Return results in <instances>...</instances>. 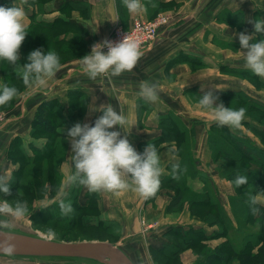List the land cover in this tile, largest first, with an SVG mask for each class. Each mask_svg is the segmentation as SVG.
Wrapping results in <instances>:
<instances>
[{"label":"crops","instance_id":"crops-1","mask_svg":"<svg viewBox=\"0 0 264 264\" xmlns=\"http://www.w3.org/2000/svg\"><path fill=\"white\" fill-rule=\"evenodd\" d=\"M154 1L156 0H143V3L147 8L150 6L149 3L153 4ZM162 1L178 3L177 14L168 25L161 29L159 35L142 49L143 55L131 71L112 75L114 78L124 77L123 81H115L112 87L109 84V87L102 85L101 89L108 88L104 89V93L94 95L91 93L90 87L73 81L76 76H87L88 74L81 71V62L71 63L64 68L61 74L55 75L49 81L48 86L42 90L33 91L32 89L19 94L15 100L18 102V111L4 125L8 122H16L12 125L9 140L21 138L23 147L26 146V143L28 145L31 143L34 147H41L46 139L32 137L31 120L34 112L32 107L34 106H30L31 103L37 104L40 100L57 98L66 105V93L69 89L83 90L87 98L86 105L90 102H94L97 106L106 103L102 105L103 107L107 106V103H111L127 116L129 124L125 125V131L128 132L125 133L121 129V135H127L138 152H142L147 143L157 146L161 151V182H167L171 175L170 172L174 169L173 165L181 161L178 154L172 151H191L195 167H190L188 161L183 163V167L190 168L192 175L188 178L186 187L201 196L210 189L215 206L221 209L219 212L223 213L229 226L233 227L236 220L233 217L232 205L238 201L239 197H237L232 182L227 177L221 176L216 170V163L212 162V156L218 151V143L222 142L216 132L219 130L235 132L243 134V136L247 134L253 140H257L252 133L243 129L244 123L249 122L262 131H264V127L255 120L244 118L239 127L220 125L219 128H214L212 125L218 122L211 113L202 110L184 90H194L198 95H202L209 89L218 94L221 91H240L264 103V76L257 75L246 65L241 52L246 50L241 49L239 42L240 32L252 33L254 31L252 20L264 18V0ZM13 4L24 8L26 12L24 19L27 25L32 21V18L49 25L57 26L60 25L58 23H61V25L86 30V39L87 36L89 38H104L114 26L120 25L119 21L122 17L118 13V4L124 6L126 19L123 21L125 23H131V19L138 14L127 9L125 0H117V2L115 0H43L39 7L30 3V0H13ZM80 8H82L81 13L79 12ZM147 13L146 10L139 14L146 16ZM217 17L220 19L218 20ZM64 38L66 40L73 39V33L65 34ZM257 38H259V34H257ZM260 38H264V34H260ZM187 59L200 67L197 70L198 73H190L188 65L182 63ZM16 74L20 76L21 72L16 70ZM245 75L253 78L258 86L244 78ZM145 80L159 85V96L156 101H148L140 94L141 84ZM201 85L204 87L202 88ZM110 88L117 93L114 94ZM139 102L141 106L138 105ZM138 106L140 110L145 109L142 116L138 113ZM96 113L97 111L89 114L87 109L81 122L94 121ZM169 113L175 115L174 125L181 134V138L178 139H182L184 135V141L186 137L191 139L187 148L180 147L178 139L173 135L172 138L176 139L178 143L175 140L167 142L166 140L169 138L163 137L164 132L159 127L160 117ZM4 125L0 126L1 131L6 130L3 128ZM132 125L134 126L130 129ZM221 126L223 127L221 128ZM113 127L119 128L118 125ZM66 129V127H59V130L62 131ZM28 145L25 152L33 155L34 153ZM70 150L71 148L66 151L65 160L58 165L59 169L57 170L65 174L61 176L58 173L62 177L61 185H63L64 177L70 171ZM6 153L7 151H0L5 159H7ZM8 161L6 162L10 164V172L17 169L18 165ZM209 164L212 165V169ZM260 171L264 173V170ZM261 184L264 186V179ZM166 188L169 186L165 183L164 187L162 185L163 190L161 189L157 193L154 204L148 203L146 201L148 197L145 198L137 192L135 186L117 191L91 192L82 185L81 189L72 192L71 196L73 197L75 194L74 201L83 208H88L93 206L94 200V197L91 199L88 194L91 193L92 196L93 193L95 195L97 193L98 198L94 202L96 203V214L86 215V221L91 224L103 221L109 225H119V239L111 242L119 245L135 264H153L150 260L149 247L157 249L164 244H171L167 235V231L171 228L183 230L200 228L203 232L202 239L220 236L225 241L227 240L226 232L220 229L219 222L212 224L195 220L190 214L188 205L179 212L165 213V207L169 200L165 192L172 190ZM245 198L255 205L264 206V194L261 192L246 195ZM52 201H46L42 203V206L46 207L52 204ZM142 219L155 222L145 235L138 233ZM215 221L217 220L215 219ZM135 233L138 234L137 238ZM250 233L252 235H249V240H254L252 238L254 233ZM9 258L19 261L21 264H90L39 257L38 259L33 257Z\"/></svg>","mask_w":264,"mask_h":264},{"label":"rangeland","instance_id":"rangeland-1","mask_svg":"<svg viewBox=\"0 0 264 264\" xmlns=\"http://www.w3.org/2000/svg\"><path fill=\"white\" fill-rule=\"evenodd\" d=\"M2 1V0H0ZM117 2V0H115ZM30 3H34L36 6H40L43 3V0H30ZM150 6L147 7V15H140L137 14L134 17H142L147 20H154L157 16H166L170 19V21L176 16L177 14V8L179 7V4L176 2H164L162 0H156L153 4L149 3ZM118 13L122 17V19L119 21L118 26L122 27V29L129 28L132 26L131 23H125L126 16H125V9L124 6L118 4ZM79 12H82V8H80ZM85 15V14H84ZM133 17V18H134ZM219 20L220 18L217 17ZM36 19L32 18V21L28 24V30L24 41L22 42L20 46V63H24L27 60L28 53L37 48V47H43V49L47 50L48 48L51 50H55L61 59V66L57 70L56 75L61 74L64 71V68L71 64L76 62H81V58L84 54L91 51V47L95 42H98L104 38L107 37L108 33L104 38H94V37H88L85 38L86 30H79L74 27H71L69 25H57L51 28L44 27L38 23H36ZM124 26V27H123ZM73 33V39L66 40L64 38V35L67 33ZM220 46V43H218ZM245 50V49H244ZM183 64L188 65L189 71L192 74L198 73L197 70L200 68L197 66V64L193 63L190 60H185L182 62ZM19 70L21 72V75L18 77L12 76V70ZM87 75H80L76 76L74 78V82H77L80 85L88 86L89 89L92 91L91 93L96 94H102L104 93V89L108 88L109 85L112 87V85L117 80L123 81L124 77L114 78L111 74L105 76L104 74H100L95 78H88ZM244 78H247L249 81H251L255 86H258L257 82L249 77V76H243ZM0 83H9L15 85L19 89V94L26 93L28 91H31L35 88V85L32 87H29L25 85L23 78H22V70L12 65L6 60L0 61ZM109 84V85H108ZM108 86L104 89H101V86ZM114 90L115 87L113 86ZM112 89V88H110ZM112 89V92L116 94L117 92ZM189 93L190 99L198 104V98L199 95L196 94L194 90H184ZM17 95V96H18ZM16 96V97H17ZM16 97H14L11 101L4 105H0V126L4 125L2 123H6L8 119L12 115H16L18 111V102H16ZM100 97V96H99ZM34 101V100H33ZM60 101V100H59ZM73 100L68 98V94L66 93V105L71 103ZM219 101H222L225 106H230L233 108H239L241 106L245 107L247 109L245 118L255 120L259 125L264 127V108L258 107L254 104L248 103L246 101L241 100L237 96H227L224 94H219ZM218 101V102H219ZM39 102L37 104L31 103L30 106L32 109L34 108L33 116L36 110L37 105H39ZM62 102V101H60ZM142 102V101H141ZM144 103V102H142ZM36 105V106H35ZM139 106H141V103H138ZM138 106V113L140 115L145 112V109L140 110ZM143 106V105H142ZM88 109V105L85 107V111L83 112L84 115ZM83 115V117H84ZM101 115L100 111H97L96 117ZM142 116V115H141ZM83 119V118H82ZM141 120V117H140ZM82 121V120H81ZM16 122L7 123L3 126V128L6 130L1 131L0 134V151H7L6 158L4 155L0 154V174H9L13 177V179H17L19 181V185L12 186V191L10 194H7L5 198L10 200H26L28 201L30 214L25 216L24 218L14 221L12 224V229L16 231H23V232H31L35 234L42 235L44 237L50 238V239H56V240H62V241H83V240H106V241H118L119 239V225L117 224H110L107 227L104 226V224L100 223L99 225L94 224L93 226H85L82 225L83 221H86L85 216L86 215H94L96 214L95 210L92 209L93 207H96L95 199L97 200L98 195L93 193L91 197V193L88 194V197L93 199V206L88 208H79L77 205V202L73 200L72 192L78 191L81 189L82 185H73L68 190V196L65 197V199L70 200L73 206V211L67 215H63L61 213V210L59 208L58 203V193L57 188L62 186V175H65L63 172H59L57 169L58 165H60L65 160L64 151H68L70 148V143L68 139L62 138V139H56L55 136L47 134L45 132H38L35 135L33 134V138H49V143H46V141H43V145L45 144L46 147L54 148L53 151L54 156L52 154L50 156H46L42 158L41 160L35 162H29L25 161L23 158V155L20 151L21 148H23L24 151H27V143L26 146L22 145V139H10L9 134L12 132V125H14ZM167 124L166 127H169L171 125L170 122H165ZM253 123V122H252ZM159 127L163 130V137L169 138L166 141L170 142L176 139L172 138V132H165L170 131L166 130L163 127ZM63 128V127H60ZM16 129V128H15ZM14 129V130H15ZM243 129H246L248 132L252 133L253 136L257 140H253L249 135L245 134L246 136H243V134L240 133H233L241 140V143L238 141H234L230 137V135L225 131H217L218 137L222 139V142L231 150L242 148V146H246L248 143L253 144L255 148H257V151H252V156L256 157V159L260 160L262 158V155L260 152L264 153V134L260 133L258 128L254 127L249 122L244 123ZM21 132V131H20ZM247 139L248 141H246ZM9 141V142H8ZM174 141V142H175ZM8 142L7 145H5ZM175 142V143H176ZM178 143V142H177ZM61 145H64L65 147L62 149ZM177 145V144H176ZM29 148L33 153L37 154L36 150H33V145H28ZM178 146V145H177ZM181 146V145H180ZM6 148V149H5ZM161 151H159L160 154ZM176 152L178 156L181 158V161L179 162L180 168L176 169L174 168L173 171L170 172V181L167 182H161L160 187L157 190L156 193L149 196L146 200L148 203L151 202L154 204L155 199L157 197V193L159 190L162 189V185L164 187V184H168L169 188L166 189H172L171 191H166L165 194L168 195L169 200L165 207V213L169 212H179L182 210L183 207L189 206L190 214L194 217L195 220L201 221V222H211L212 224L215 222H219L220 229L225 230L227 240L225 241L223 238L215 237V238H204L201 239V234L203 232H200L199 235H195L192 232L185 231L184 234H180L178 236H170L168 235V239H170V246L167 247V250L174 249L175 247L178 252L175 255H171L168 252H159L154 251V249L149 247V255L150 260L153 264H195L200 262H205L206 264H241V256H238L239 253L247 249L250 255H257L258 250L264 246L263 241H259L261 238V235L264 236V220L262 218V212L261 208L257 207L254 203H251L248 201L245 196L249 194H253L256 192H261L264 194V186L262 184H256L251 182L250 180L246 183L236 185L234 182V179L228 178V176L236 175L238 174V169L247 171L249 175L252 177L257 178L258 177V171L262 169L264 170V161L262 163L255 160V158L248 159V158H240L241 154H246L243 151H231L233 153H236L235 157H238L240 159L234 160L233 158H226L222 155L218 154L216 152L214 156H212V162L213 164L216 163L217 167L216 170L221 176L227 177L228 180L232 182V185L234 186V189L236 190L238 201L233 204V217L236 220V224L233 227L229 226V222L226 221L225 216L222 212H219L211 203L213 202L209 197H211L210 193L211 190H206L205 195L201 196L198 195L191 190H189L186 187L188 178L192 175L186 168H183V163H185L186 158L190 159L192 157L191 151H172ZM249 153V152H247ZM187 154V155H186ZM204 156V155H203ZM250 157V155H248ZM61 161L58 165H56V159L61 158ZM9 160L10 163L18 165V167L23 166L22 173L14 174V171L10 172L9 165L6 161ZM8 161V162H9ZM55 161V164H54ZM211 161V158H210ZM209 161V163H210ZM55 165V167H54ZM210 168L212 169V165L209 164ZM215 166V165H214ZM56 168L58 174H53V170ZM237 169V170H236ZM234 170H236L234 172ZM211 173V172H210ZM209 185V184H206ZM176 188V189H175ZM163 190V189H162ZM165 190V189H164ZM95 195V196H94ZM54 200V201H52ZM57 200V201H56ZM46 201H52V205L54 203H58V214L63 216V223H68L67 227H61L54 223L55 214H52L51 217H47L44 214H38V209L41 210L44 208L42 206V203H45ZM97 202V201H96ZM42 207V208H38ZM86 209V210H85ZM253 209H257L256 211H253ZM37 213V214H36ZM36 216V217H35ZM80 217V218H79ZM52 218L50 221H47L45 219ZM79 218V219H78ZM215 219L217 221H215ZM50 222V223H49ZM154 221L149 220H141L140 226L138 228V233L145 235V233H148L149 230L154 226ZM107 225V224H106ZM51 227L55 231V236L49 237L47 234V229ZM250 232L254 233L253 239L256 240L258 238V243L254 244L251 247H248V244L252 242L249 241V235H252ZM186 235V238H189L191 241H196L197 244L191 245L190 247H185L183 243H181V237ZM138 234L135 233V237L137 238ZM263 244V245H262ZM173 246V247H171ZM250 246V244H249ZM252 249L250 251V249ZM171 251V250H170ZM217 251L220 253L223 257L220 259L211 257L208 260H203L204 257H206L207 253ZM10 256H0V264H21L19 261H16L14 259L9 258ZM38 259V258H36ZM258 260H255L257 263ZM261 264H264L263 261H259ZM23 264V263H22ZM31 264V263H30Z\"/></svg>","mask_w":264,"mask_h":264},{"label":"clouds","instance_id":"clouds-1","mask_svg":"<svg viewBox=\"0 0 264 264\" xmlns=\"http://www.w3.org/2000/svg\"><path fill=\"white\" fill-rule=\"evenodd\" d=\"M125 3L133 13L147 10L143 0H125ZM25 16L24 8L19 5H0V61L6 60L19 67L25 85H35L33 91H40L55 77L61 59L55 50L37 47L28 53L26 62L20 63V46L29 32ZM252 22V33H239L241 49L246 50L241 52L246 65L257 75L264 76V38H260V34H264V18ZM105 48L107 51L103 50ZM142 55L139 39L128 33L119 41L104 38L95 42L91 51L80 57L81 71L90 78L100 74L119 75L131 71ZM158 87L157 83L145 80L141 84L140 94L148 101H156ZM18 93L19 89L15 85L0 83V105L8 103ZM218 101L219 94L209 89L199 95L198 105L210 112L220 125L239 127L247 109L243 106H225L222 101ZM105 104L97 106L90 102L89 114L95 111L102 114L92 122L77 121L67 129L65 139L69 140L71 148L70 171L64 177L63 185L57 188L59 208L63 215L73 211L71 201L65 199L73 185L86 186L91 192L117 191L135 186V190L145 198L156 193L160 187L162 168L159 149L155 144L147 143L144 150L138 152L128 136L121 135V129L128 132L125 131V125L129 124L127 116L111 103L102 107ZM117 125L119 128L113 127ZM173 167L179 169L180 165L176 163ZM12 181L11 175L0 174V252L9 254L15 250L13 222L30 214L28 201L5 198L12 191ZM234 182L236 185L246 183L247 176L237 175ZM47 234L49 237L55 236L54 229L49 227Z\"/></svg>","mask_w":264,"mask_h":264},{"label":"trees","instance_id":"trees-1","mask_svg":"<svg viewBox=\"0 0 264 264\" xmlns=\"http://www.w3.org/2000/svg\"><path fill=\"white\" fill-rule=\"evenodd\" d=\"M11 3L13 4V0H2L0 2V5L11 6ZM39 4H42V3H39ZM36 23H38V24H40V25H42L44 27H48V28H51V27L55 26V24L49 25V24H46L44 22H38V21ZM58 24H61V23H58ZM12 76L14 78L19 76V75L16 74V69L12 70ZM67 94H68V98L73 100L71 103L68 102L67 105H65L62 102H60L57 98H51V99H48V100H43V101H41L39 103V105H37L35 113H34V116H33L32 120H31L32 135L33 134L35 135L38 132H45L47 134L55 136L56 139L57 138L58 139H62V138L66 137L68 128H70L77 121H81L82 120L83 115H84L83 112L85 111V107H86V104H87V98H86L85 92L83 90H80V89H69ZM220 94H224V95H227V96H230V97L231 96H237L243 101H246V102L254 104V105L258 106V107L264 108V103L263 102L255 99L254 97L248 95L247 93H243V92H240V91H237V92H223V91H221ZM174 121H175V115L174 114L169 113V114H166V115H162L160 117V126L163 127L166 130H170L172 132V135L176 139H178V138H181L180 137L181 134H180L179 131L176 130V127L174 125ZM165 122H167V123L170 122L171 125L169 127H166L167 124ZM62 126L66 127L67 129L65 131L59 130V127H62ZM212 127L219 128L220 124L219 123H215V124L212 125ZM222 127L223 126H221V128ZM258 130H259L260 133L264 134V131H262L260 129H258ZM226 132L230 135V137L232 139H234V141H238L239 143H241V140H239V138H241V137H238L235 134L230 133L228 131H226ZM184 138H185V135H184V137L182 139H178V142L181 145L180 147L187 148L188 145L191 142V139H189V137H186V139L184 141ZM214 138H215V136H214ZM15 139H17V138H15ZM245 140L248 141L247 139H245ZM49 141H50V139L48 138L46 143H49ZM45 144L42 145L41 147H36V146L34 147L33 146V148H34L33 150L37 151V154L34 153L33 155L27 154L23 150V148H21L20 151H21V153L23 155L22 159H24L25 161H27V163H29V162H35V160L39 161V160H41L42 158H44L46 156H50L51 154H52V156H54L53 151H57V150H54V148H51V147H46ZM218 145L219 146H218V151L217 152H218V154L222 155L223 157L233 158L234 160L240 159V158H243V157L244 158H248V159L249 158L250 159L255 158V160H257L260 163H262L264 161V153L263 152H260V154L262 155V158L260 160L256 159L257 156L256 157L252 156V151H257V148H255V146L253 144L248 143L246 146H244V147L242 146V148L233 149V150L229 149L227 147L228 145L224 144L223 142L218 143ZM64 147H65L64 145H61L62 149ZM239 149H240V151H243L246 154V156L244 154H241L240 158H239V156L235 157L236 153H233V152L237 151V150L239 151ZM231 151H233V152H231ZM247 152H249V153H247ZM64 153H66V152L64 151ZM248 155H250V157ZM61 159H62V157L56 159V165L59 164ZM186 161H188V164H189L190 167H195L194 164H193L194 161H193V159L191 157H190V159H188V157H187ZM54 164H55V161H54ZM54 167H55V165H54ZM183 168H186V167H183ZM22 169H23V166L18 167L17 169L14 170V174L22 173ZM186 169L188 170V172H191L190 168H186ZM236 170H234V172ZM52 173L53 174H58L56 168H54ZM257 174H258L257 178H255V177L251 178V176L249 175L248 172H246L244 170H241L239 168L237 175H246L248 181L250 180L253 183L261 185V181H262V179H264V173L261 172V171H258ZM229 175L230 176H228V178L235 179V177H236V175H234V174L233 175L229 174ZM167 181H170V178H168ZM15 185H19V181L17 179H13V181L11 182V187L15 186ZM75 198H76V195L74 194L73 200ZM209 199L212 200L211 197H209ZM211 204L215 206V202H212ZM56 205H58V204L57 203H54L53 205L50 204V205L42 208L41 210H39L38 214H44L47 217H51L50 214H52V218H53V214H55L56 216L54 218V223L59 225V226H61V227H67L68 223H63L64 222L63 221L64 218H63L62 215L58 214L59 212H58V208H57ZM77 205H78L79 208H81V209L83 208V206H80L78 203H77ZM256 206L261 208V210L264 209V206H260V205H256ZM215 208L218 211H221L220 208H217V207H215ZM92 209L95 210V207H93ZM52 218H49V219L47 218L45 220L50 221ZM262 218L264 220V211L262 212ZM100 223L101 224L103 223L105 227H107L109 225L108 223H105L103 221H99L96 225H99ZM82 225L93 226L94 224H91L90 222H87V221H83ZM185 231L186 232L187 231L192 232L196 236L199 235L200 232H202V230L200 228H189V229H186V230H183L181 228H176V229L171 228V229H169L167 231V235H170V236L174 237V236H178L180 234H184ZM28 233H31V232H28ZM33 234H35V233H33ZM201 236H203V234H201ZM263 238H264V236L261 235V238H260L259 241L260 242L263 241ZM201 239H202V237H201ZM257 240H258V238L256 240H251L252 242L249 243L250 246L248 244V247H251V245L253 246L254 244H257L258 243ZM181 243H183L185 247L186 246L190 247L191 245L197 244L196 241H191L189 238H186V235L185 236L183 235L181 237ZM263 244H264V241H263ZM168 246H170V244H164L160 248H157V249L154 248V251H159V252H168L169 251V253L171 255H175L178 252V250L175 247H173V246H171V247L174 248L173 250L172 249L167 250ZM248 249H250V248H248ZM251 250L252 249H250V251ZM238 256H241V264H261L259 261H263L264 262V246L261 247L258 250V253L255 256L250 255L249 252L247 251V249L242 250L239 253ZM14 257H16V256H14ZM211 257L220 259L223 256L220 253H218L217 251H213V252L207 253L206 257H204L203 260H205V259L208 260ZM45 259H49V258H45ZM255 260H258L257 263L255 262ZM195 264H206V263L205 262H200V263H195Z\"/></svg>","mask_w":264,"mask_h":264},{"label":"water","instance_id":"water-1","mask_svg":"<svg viewBox=\"0 0 264 264\" xmlns=\"http://www.w3.org/2000/svg\"><path fill=\"white\" fill-rule=\"evenodd\" d=\"M14 232L15 250L0 256L49 258L90 264H135L114 242L106 240L62 241L23 231Z\"/></svg>","mask_w":264,"mask_h":264},{"label":"built area","instance_id":"built-area-1","mask_svg":"<svg viewBox=\"0 0 264 264\" xmlns=\"http://www.w3.org/2000/svg\"><path fill=\"white\" fill-rule=\"evenodd\" d=\"M170 19L166 16H157L154 20H147L142 17H134L132 26L122 29L116 25L112 28L106 38L113 41H119L127 33L139 39L141 48L144 49L151 43L161 32V29L170 23ZM107 51V49H103ZM4 124V123H2ZM1 125V124H0Z\"/></svg>","mask_w":264,"mask_h":264}]
</instances>
